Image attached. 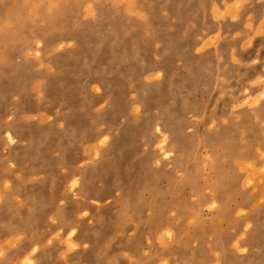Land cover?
<instances>
[{"label":"rangeland","instance_id":"1","mask_svg":"<svg viewBox=\"0 0 264 264\" xmlns=\"http://www.w3.org/2000/svg\"><path fill=\"white\" fill-rule=\"evenodd\" d=\"M0 253L264 264V0H0Z\"/></svg>","mask_w":264,"mask_h":264},{"label":"snow or ice","instance_id":"2","mask_svg":"<svg viewBox=\"0 0 264 264\" xmlns=\"http://www.w3.org/2000/svg\"><path fill=\"white\" fill-rule=\"evenodd\" d=\"M37 55H39V53H37ZM107 139H108V137H104L103 139H101V140L99 141V143H100V144H103L104 141L107 140ZM9 142H14V141H12V138H11L10 135H9ZM77 183H78L77 179H72V180H71V183H70V187H71V188H75V187L77 186ZM82 215H87V212L82 213ZM74 231H75V230L69 232V233L67 234V237L65 238V241H64L65 244L67 245V247H68L69 250L74 249V248L76 247V244H74V243L71 241V236L74 234ZM33 251H35V249H34ZM2 254H3V253H0V255H2ZM21 264H35V261L32 259V256H31V254H30V255L25 256V257L22 259Z\"/></svg>","mask_w":264,"mask_h":264},{"label":"clouds","instance_id":"3","mask_svg":"<svg viewBox=\"0 0 264 264\" xmlns=\"http://www.w3.org/2000/svg\"><path fill=\"white\" fill-rule=\"evenodd\" d=\"M222 15V14H221ZM233 19H235V16H233ZM210 39H215V38H210Z\"/></svg>","mask_w":264,"mask_h":264}]
</instances>
